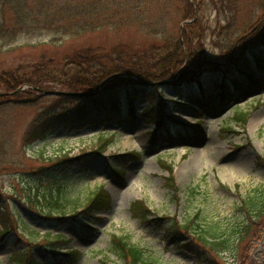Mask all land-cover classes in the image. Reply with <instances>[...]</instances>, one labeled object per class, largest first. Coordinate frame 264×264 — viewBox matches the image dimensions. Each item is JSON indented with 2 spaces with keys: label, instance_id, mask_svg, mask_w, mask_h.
Returning <instances> with one entry per match:
<instances>
[{
  "label": "rangeland",
  "instance_id": "374dc122",
  "mask_svg": "<svg viewBox=\"0 0 264 264\" xmlns=\"http://www.w3.org/2000/svg\"><path fill=\"white\" fill-rule=\"evenodd\" d=\"M198 1L189 0L194 6ZM204 1L205 5L201 6L204 9L196 10L193 18L183 17L184 0H168L165 12L154 11L152 16L154 19L159 15L167 17L164 30L174 37L182 35L185 24L199 18L202 36L198 34L199 29H194L191 34L193 42L189 47L185 44L184 49L191 48L195 53L204 50L206 60L220 58L223 48L230 46L227 45L228 36L234 38L235 44L242 39L239 45H250L260 37V30L264 28V0ZM1 7L0 22L5 16L9 24L11 12ZM110 10H118L117 4ZM93 15L97 14L93 13L89 19ZM140 19L143 24L140 29L124 21L113 26L114 22L119 23L114 17L110 20L112 26L87 30L76 37L52 39L46 34H22L11 41L0 39V75L4 72L35 74L37 70H44L54 81L66 78L83 80L85 73L81 68L85 65L80 61L84 59L85 51H108L118 44L127 46L126 51L130 53L135 52L136 59L142 63L140 66L155 69V58L151 57L154 52L151 46L155 41L144 26L148 17L142 15ZM160 42L157 43L160 45ZM160 47L157 48L158 55L169 52ZM195 56L199 57L198 54L186 55L177 72L165 80L143 79L153 82L151 87L161 86L162 106H157L154 111H159L164 127H170L172 122L178 124L179 131L173 130L170 137L159 134L160 138H152L153 130L159 133L164 127L141 113L149 104L146 100L143 104L136 102L139 114L134 118L124 116L120 121L95 119L67 132L60 126V121L66 118L63 114L91 103L84 99L86 96L82 92L60 91V84L52 80L47 83V89L37 91L40 95L29 93L31 85L27 83L13 91L0 85V138L8 141L15 161L25 163L24 171H18L21 175L17 176L13 171L0 174L2 197L8 199V212L19 215L17 233L23 235V239L13 232L0 236V264H17L11 254L27 247L26 242L32 243L29 255L41 264H102L101 260L121 264L111 250L112 234L123 235L130 242L143 246L159 264H264V216L259 220L250 219L248 212L241 207L242 201L256 195L264 198V80H258L254 85L244 84L225 103L213 96L204 105L188 99L185 94L174 96L173 88L167 84L181 83L182 78L191 75L193 72L187 67L196 63L191 60ZM206 65L203 63L198 70ZM214 73V79L231 76L227 71ZM210 77L202 79L204 85L211 81ZM191 86L196 89L195 83L185 84L184 92ZM42 90H52L60 96L67 93L75 101L44 96L41 94L46 93ZM236 110L247 111L243 127L232 118ZM53 113L57 118L52 117ZM196 121H199L198 127H193ZM100 134H113L112 142L101 153L90 156L82 169L72 167L63 178L71 200L65 204L64 211L70 214L84 202L91 190L100 186L109 194L108 207L96 210L90 218L81 214L77 220H69L63 225L46 219L41 203L35 204L41 214L32 210L29 199L34 193L32 186L37 178L41 180L39 173L35 172L40 162L34 156L41 150L49 155L60 148L75 154L81 148L90 147ZM42 135L45 137L40 138ZM132 151L138 152L139 157L132 158L129 155ZM164 161L171 166L177 187L175 194L165 186ZM113 169L122 172L114 173ZM137 200H142L151 210L150 220L141 221L132 214L131 204ZM197 212L205 228L212 226L228 233L248 219L249 232L240 236V241L235 240L230 250L218 253L216 262L209 263L180 244L189 236L180 233L167 237L163 229L166 224L160 226L153 220L155 214L174 217L183 224ZM1 228L0 223V231ZM59 233L65 242L55 240ZM51 247H59L60 251L73 249L79 254L73 260L60 261L50 254Z\"/></svg>",
  "mask_w": 264,
  "mask_h": 264
},
{
  "label": "trees",
  "instance_id": "16d2710c",
  "mask_svg": "<svg viewBox=\"0 0 264 264\" xmlns=\"http://www.w3.org/2000/svg\"><path fill=\"white\" fill-rule=\"evenodd\" d=\"M29 1L0 0L1 9L10 11L12 16L9 24L7 23V18L3 16L0 22V39L11 41L22 34H46L52 39L67 36L76 37L87 30L93 31L112 26L110 20L114 17L119 19V23L114 22L113 26H119L124 21L125 23L130 22L140 29L143 25L140 16L144 15L148 17V21L143 19L145 28H148L146 32L155 41L151 46L154 50L151 57L155 58V69L150 67L152 71H150L149 67L140 66L142 63L139 61L140 59H136L135 52L130 53L126 51L127 46L118 44V47L108 51H105V49L85 51L86 53L82 55L84 59L80 61L83 66H86L81 68V72L85 73L83 80L82 78H72L70 80L66 78V80L58 79L54 81L52 76H50L51 74L44 70H37L39 73L36 72L35 74L23 75L4 72L0 75V85L7 91H13L23 83L47 89V83L52 80L57 85L60 84V91L68 93L82 92L86 96L84 99L90 100L91 103L83 105L71 113L63 114L66 118L60 121V126L67 132H73L95 119L100 121H120L124 116L134 118L139 114L136 102L139 101L140 104H143L144 100L148 101L149 104L141 113L154 120L156 125L164 127L159 111H154L157 106L159 108L160 105L162 106L163 93L162 89H159L161 86L151 87V85H145L129 75L147 80H165L177 72L182 66L186 55L194 56L198 54L199 57L196 58L195 56L196 60H194L195 58L191 59L197 64L190 63L192 65L187 67V69L192 70L193 73L191 75L184 77V79L182 78L181 83L167 84V86L173 88L174 96L185 94L191 100L207 102L212 95L218 101L225 103L228 99L231 100V97L244 84L251 83L254 85L257 80H264V28L260 30L262 31L260 37L255 39L250 45L247 43L239 45L243 41L242 39L237 40L235 44L234 38L228 36L227 45L230 46L223 48L220 58L206 60L204 50L195 53L191 48L184 49L185 44L189 47V43L193 42L191 34L193 35L194 29H199L198 34L200 37L202 36L203 27L201 28L202 24L199 18L192 23L185 24L180 37H174V35H169L165 32L164 23L168 20L167 17L159 15L155 19L153 18L152 12H165L168 0H32V3ZM123 2L126 3L119 4ZM116 4L118 10H110ZM196 5L195 7L189 0H184L182 5L183 17L187 19L193 18L196 10L201 11L204 9L201 6L205 5V1L199 0ZM115 12L117 13L115 14ZM93 13L97 15H93L89 19ZM102 14H104L103 17L101 16ZM100 16L101 19H99ZM88 20L91 21L87 23ZM159 40L164 41L166 45H163ZM157 42L161 44L159 45ZM197 42L200 43L199 40ZM158 46H161L162 51L169 52H166L167 54L165 55H158ZM199 46L201 47L202 44H199ZM202 62L207 65L202 71H198V68L203 64ZM184 70L187 71L186 69ZM217 70L218 72H229L230 78L227 79L220 76L214 79L213 77L216 75L214 72H217ZM208 76H211V81L204 85L202 79L204 77L208 78ZM192 83L196 84V89L191 86L184 92V85ZM37 91L32 87L28 90L29 93L40 95ZM66 94L61 96L58 93L41 95L75 101L70 99V95ZM53 115L54 113L52 117H55ZM246 116V111L236 110L232 118L242 127ZM193 127L198 126L195 124ZM173 130L179 131L178 124L175 122H172L169 128L164 127L159 133L153 130L151 132L152 138H158L159 134L172 135ZM30 136L35 135L30 133ZM44 137L42 135L40 138ZM112 140L113 134L108 136L100 134L90 147L81 148L75 154H70L69 151H64L62 148L49 155L45 154L43 150L38 152L34 157L40 162V165L36 167L35 170L37 171L35 172L39 173L41 180L36 177L35 186H32L34 193H31L33 195L29 197L32 205L30 208L41 214L35 204H43L44 208H41L45 212L43 216L46 219L57 221L59 225H63L69 220H77L81 214L91 217L94 211L107 208L109 205V194L100 186L91 190L85 197L84 202L79 203L78 208L73 207L72 212L66 214L64 206L71 200L67 195V188L63 185V178L68 175L67 173L72 167L82 169L83 164L90 156L101 153ZM129 155L132 158L139 157V153L135 151L130 152ZM16 162L11 156L8 141L5 138H0V174L13 171L17 176L21 175L25 169V163L21 160ZM162 165L168 171L165 177V186L172 194H175L177 187L171 175V167L165 161L162 162ZM113 172H122V170L113 169ZM0 198V223L2 224L0 236L3 237L13 232L15 235L20 236V239H23V235L17 233L19 215L16 214L17 216H15V214L12 215L8 212V199H3L1 191ZM241 207L245 212H248L250 219L259 220L260 217L264 216V198L262 196L256 195V197L242 201ZM131 211L141 221L150 220L151 210L142 200L133 202ZM153 217V220L158 225L163 226V224H166L163 229L167 237L180 233L189 236V239L180 244L196 253L201 259L209 261V263L216 262L215 256L220 252L230 250L234 241L241 239L240 236L248 233L250 228L248 219L243 220L242 223L233 228L232 232L228 233L212 226L205 228L201 224L198 212L183 224L179 223L174 217L157 216L155 214H153ZM63 238L61 233L55 235L57 242H65ZM26 243L28 245L24 249L13 251L11 259L17 264H41L28 253L32 243ZM110 243L111 250L121 260V264H159L158 260L149 255L143 246L130 242L123 235L112 234ZM56 248L58 250V247H51L49 252L60 261L65 259L73 260L79 254L77 251L69 249L55 252ZM101 262L102 264H108L105 260H101Z\"/></svg>",
  "mask_w": 264,
  "mask_h": 264
},
{
  "label": "water",
  "instance_id": "95a60500",
  "mask_svg": "<svg viewBox=\"0 0 264 264\" xmlns=\"http://www.w3.org/2000/svg\"><path fill=\"white\" fill-rule=\"evenodd\" d=\"M140 82L144 83V84H154L153 82H149V81H146V80H143V79H139ZM36 89H39V88H36ZM44 93H53V91H46V90H43Z\"/></svg>",
  "mask_w": 264,
  "mask_h": 264
}]
</instances>
